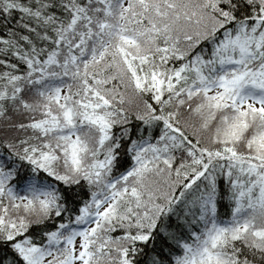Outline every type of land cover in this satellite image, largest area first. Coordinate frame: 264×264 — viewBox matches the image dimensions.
Here are the masks:
<instances>
[{
  "label": "snow or ice",
  "instance_id": "snow-or-ice-1",
  "mask_svg": "<svg viewBox=\"0 0 264 264\" xmlns=\"http://www.w3.org/2000/svg\"><path fill=\"white\" fill-rule=\"evenodd\" d=\"M0 264H264V0H0Z\"/></svg>",
  "mask_w": 264,
  "mask_h": 264
}]
</instances>
